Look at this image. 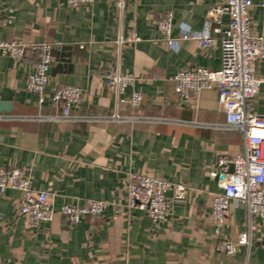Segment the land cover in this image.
<instances>
[{"label":"crops","instance_id":"0c3cea01","mask_svg":"<svg viewBox=\"0 0 264 264\" xmlns=\"http://www.w3.org/2000/svg\"><path fill=\"white\" fill-rule=\"evenodd\" d=\"M263 1L253 0L249 10L252 32L262 37ZM223 3L93 0L73 7L69 0H0L13 11L12 24L0 27V40L61 44L52 50L43 103L28 90L37 56L17 60L0 54V101L12 104V113L2 114L13 117L0 121V167L25 170L32 189L53 197L55 213L51 223L34 226L20 212L21 192L0 195V264H264V219L254 216L250 245L236 244V253L228 255L222 244L237 242L239 233L249 230L247 211L233 208L218 235L211 217L223 180L210 174L220 157L242 152L243 136L217 127L226 120L217 90L185 100L173 81L193 67L220 70L221 41L215 37L207 50L194 40L171 49L158 28L171 14V37L182 29L201 31L209 5ZM228 22L224 16L222 26ZM114 66L135 77L122 97L140 93L138 107L117 108L105 79ZM257 75L264 81V59L257 63ZM64 86L82 94L72 106L73 116L100 119L51 120L63 106L50 96ZM247 109L264 114V83ZM115 113L141 120H107ZM130 174L181 183L186 197L176 199L169 192L168 216L155 223L147 212L127 206ZM91 200L107 204L101 216H85L76 225L61 216L64 204Z\"/></svg>","mask_w":264,"mask_h":264},{"label":"built area","instance_id":"2783aa9c","mask_svg":"<svg viewBox=\"0 0 264 264\" xmlns=\"http://www.w3.org/2000/svg\"><path fill=\"white\" fill-rule=\"evenodd\" d=\"M93 0H69L73 7L91 4ZM253 0H225V3L211 4L207 10L205 25L201 31L182 29L177 37H171L172 15L162 18L158 28L167 36L166 44L171 49H178L181 43L194 40L198 47L207 50L215 45L219 38L222 47V67L214 71L193 67L178 72L173 81L175 91L181 98L198 97L205 90L218 92V104L225 115V123L220 129L237 131L243 136V150L234 156H222L214 164L211 178L228 175V181H222V192L213 197L211 217L218 235L224 224L226 214L236 207L246 209L249 218V230L238 235L237 242H225L223 251L228 255L236 253V244L249 246L254 216L264 219V114L248 111L247 104L256 98L264 81L257 75V63L264 59V37L255 36L251 29L249 10ZM264 9V1L260 4ZM13 11L0 6V27L12 24ZM224 16L229 17L227 26H222ZM121 44V40L118 41ZM60 43L23 42L18 40H0V54L23 60L29 53L37 56V61L29 75L28 90L39 97L40 103L46 99L49 84V72L52 67V50ZM108 87L116 95L117 108L121 104L138 107L143 97L134 93L131 98H123L125 88L134 84L135 77L122 74L119 67H111L105 74ZM79 88L64 86L51 96L53 103L62 104L59 116L50 118L54 121L79 122L98 121L100 118H78L72 115L73 104L81 98ZM13 117L0 114V121ZM123 119L141 120L140 117L122 118L118 113L108 117L109 121ZM156 123H170L164 118H142ZM182 123V122H180ZM192 125L200 127V123ZM9 190L22 193L20 212L34 226L48 224L54 220L53 197L45 191H35L30 185L28 175L20 167H0V195ZM127 206L138 208L149 214L155 223L166 220L168 216L167 194L172 192L176 199H184L187 187L181 183L170 182L157 176L130 174L127 187ZM107 204L101 200H91L64 204L61 216L70 225L78 224L83 217L101 216Z\"/></svg>","mask_w":264,"mask_h":264},{"label":"water","instance_id":"95a60500","mask_svg":"<svg viewBox=\"0 0 264 264\" xmlns=\"http://www.w3.org/2000/svg\"><path fill=\"white\" fill-rule=\"evenodd\" d=\"M2 113H7V114L12 113V104L10 102L0 101V114H2ZM221 179L223 181H228L229 176L223 175V176H221Z\"/></svg>","mask_w":264,"mask_h":264}]
</instances>
